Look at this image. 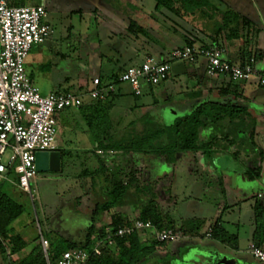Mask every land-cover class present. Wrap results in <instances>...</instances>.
I'll use <instances>...</instances> for the list:
<instances>
[{
    "label": "crops",
    "instance_id": "crops-1",
    "mask_svg": "<svg viewBox=\"0 0 264 264\" xmlns=\"http://www.w3.org/2000/svg\"><path fill=\"white\" fill-rule=\"evenodd\" d=\"M36 1L41 3V0ZM83 1L93 6L92 10H94V14L96 11L103 13V11L108 10L106 7L100 6L98 0ZM42 5L47 13L48 24V18L51 17L52 22L54 21L55 24H50L52 28L51 36L44 43L34 45L31 48L34 54L30 59H27L25 67L27 74H30L29 78L32 83H34V78H31L32 74L40 77V67L46 59L54 61L57 59L63 60L62 68L71 69L73 64H77L80 50H84V52L91 55L88 57L90 60L87 65H83L87 75L85 79L77 77V73H73L72 79L67 77V79L57 81V83L49 84L48 89L46 87L42 88L44 90L46 88L45 94L55 90L57 92L73 91L83 95V109H66L59 112L56 116L57 126L63 125L67 127L70 135L64 141H60L56 136V151L60 154V167L58 171L59 175L55 177L64 178L70 180V182L73 179L74 184H71V189L74 188L72 189L73 193L70 195L73 208L71 209L72 213L69 218L60 220L57 217L59 220L54 219V222H49V220H45L44 222L37 215L33 223L26 226L24 221L21 222L19 220L21 215L17 217L11 222L10 227L14 233H17L22 238L26 246L15 254H11L6 247L0 246V264H17L30 252L36 242L40 241V237H48L45 232L53 233V236L65 240L68 244H78L83 241L88 228L93 226L99 232L101 227L110 222L108 213L94 212V196L98 185L102 184L103 178L109 177V175L113 178H118L116 172L112 173L113 169L111 170V168L120 163L121 153L104 152L97 148L96 142L86 124V118L90 113L86 111L85 107H93L92 113L95 116L98 115V112L100 114L101 110H94L96 101L89 99L87 93L99 83L107 84L112 76L119 75L128 66L140 64L147 56L162 60L174 47L181 46L170 39H165L170 48L164 49L165 51L162 49L161 51L151 50L143 45L139 37L126 33L130 18H120L110 11L111 13L104 15L99 24H93L97 26V29L93 30L90 35L85 34L84 38H78L82 48L69 44L67 47H64L65 52H67L66 54L60 49L59 45L67 36L63 30L64 27H61V24L58 25V23L61 22L60 19L62 17H69V14H67L68 9L63 12L53 0L49 1L48 7H51L50 10L49 8L47 9L44 2ZM254 12V15L236 12L240 18H245L249 21V26L247 27L240 25V37L237 40L231 42H224L222 38H218L217 40L226 48L225 58L230 62H239L247 53H256L259 56L258 66L264 74V6L257 4ZM70 13H73V11ZM61 32H64V34ZM196 36L206 43L209 42L204 35ZM65 60H69L70 63L66 64ZM59 66L61 67V63H59ZM62 83H66L68 87L59 89ZM35 86L39 88L40 92L43 91L37 84ZM202 90H212L216 93V97L209 98L205 94H200ZM188 92L191 93V97H189ZM193 92L197 93L192 94ZM206 102L215 104L228 103L244 107L246 114L255 120L254 141L264 155V89L258 87L253 81L230 83L228 79L220 76L209 77L205 74L202 61L196 64L181 61L169 62L166 80L158 86L146 87L141 96L135 97L132 95L130 87L127 84L117 85L116 92L111 98V110L108 113L111 125L110 134L113 138L119 139L123 137L127 126L140 123L141 121L148 123L158 121L168 126L176 118L190 114L194 107ZM212 130L211 127L207 128L203 131V135L206 137ZM240 132H238L239 136H243L244 134H240ZM214 161L218 166L226 163L221 157H215ZM207 165L210 166L205 159L201 158L192 169L175 167L173 180L179 179L194 183L196 181L195 172L202 171ZM75 168L77 172H71ZM101 168L104 171H101L98 176L95 175ZM221 168L218 167L219 170L227 172L226 169ZM263 170L264 158L261 162L260 178L252 182L257 189L256 194L262 192L263 198L262 200L254 198V202L248 204L249 212L246 215V228L244 225H240L239 219L236 221V218H230V216L235 217L238 212L229 211L219 214L220 216L217 221H219L220 229L224 233H227L225 230L229 229L230 226L236 230V245L223 244L211 238L212 241L223 247L226 250L225 252H229V256L233 254L234 257L232 258L237 260V264H264L256 259V261H250L246 257L243 258V252H239L237 247L241 238L242 241L243 239L246 240L247 247L250 243H254L253 234L255 225L253 221V206L258 205L264 210ZM47 174L48 172L45 175ZM5 175L0 183V194L4 193L16 202V198L27 195V192L21 189L15 180H12L11 177L16 175L15 173L13 175H8V173ZM226 175L230 179V177H237L239 174L227 173ZM173 183L174 181H172V186ZM247 184L250 183L247 182ZM242 202L248 203L249 201ZM230 205L227 202L225 203V207H229ZM135 210L136 208L133 209L134 214H136ZM238 211V216L240 217L241 208H238ZM15 223H17V226L14 225ZM255 243L259 247L264 248V215L261 233ZM237 253L240 255H237Z\"/></svg>",
    "mask_w": 264,
    "mask_h": 264
},
{
    "label": "trees",
    "instance_id": "trees-1",
    "mask_svg": "<svg viewBox=\"0 0 264 264\" xmlns=\"http://www.w3.org/2000/svg\"><path fill=\"white\" fill-rule=\"evenodd\" d=\"M153 1L155 10H165L176 18L187 22L192 29L206 36L209 41L206 43L197 36L178 35V39H181L182 42L179 47L222 46L218 42V38H222L224 42L237 40L240 37V25L242 27L249 26L248 20L240 18L238 13L221 0ZM128 25L129 31H131L130 33L127 30L129 34L135 37H138V34L147 35V29L133 20H130ZM206 26L210 28L211 33H206ZM166 31L168 30L166 29ZM172 32L176 34L175 30ZM169 52L162 61L167 60ZM249 57H254L258 62L259 56L256 53H247L243 56V60ZM123 72L112 76L107 84L116 85L118 77ZM229 82L237 83L230 80ZM107 84L99 83L95 88ZM113 96L114 94L104 101H96L94 110H101L97 116L92 113L93 107H85L86 111L90 113L86 118V124L97 148L104 152L121 153L124 159L133 156L134 159L147 157L155 160V165L149 172H146L142 166H135L122 177L106 176L103 178L102 184L98 185L94 196V212L108 213L110 226L114 231L120 227L131 225L132 212L136 208L137 216L135 218L149 223L158 231L171 229L181 232L182 236L200 237L199 232L204 225L203 220L196 218L181 220L177 229L170 219L163 216L160 208L162 198L163 200L170 199L175 167L192 169L201 158L208 163H215V157H221L224 161L230 160L239 163V168L235 171L226 170L229 173L240 174L249 183L260 178L261 162L264 155L254 141L255 120L246 114L244 107L228 103L206 102L194 107L190 114L176 118L168 126L158 121L149 123L141 121L130 124L125 129L123 137L115 139L110 134L111 125L108 117ZM80 109H83V106ZM209 127L213 130L205 137L203 131ZM239 131L244 135L239 136ZM127 161L128 164L131 163V160ZM101 171L104 169L101 168L95 175L98 176ZM10 174H14L12 169L8 171V175ZM223 177L220 173L217 183L224 196ZM23 212L24 207L21 204L4 193L0 194V236L2 238L0 246L6 247L11 254L20 252L26 246L22 238L10 227L11 222ZM263 215V208L254 205L253 240L255 245H257L255 242L261 233ZM218 223L219 221H216L211 228L210 237L220 243L235 246L236 237L224 233ZM97 233L98 231L91 226L87 229L83 241L78 244H68L56 236L46 238L42 236L47 242L46 253H44L40 241H37L30 252L17 264H56L62 252L68 249L89 250L92 237ZM169 242L172 241L147 240L142 242L135 232H131L114 238L113 247L103 249L99 256H90L86 264H141L150 254Z\"/></svg>",
    "mask_w": 264,
    "mask_h": 264
},
{
    "label": "built area",
    "instance_id": "built-area-1",
    "mask_svg": "<svg viewBox=\"0 0 264 264\" xmlns=\"http://www.w3.org/2000/svg\"><path fill=\"white\" fill-rule=\"evenodd\" d=\"M35 0H0V183L10 169L17 175L19 187L29 196L30 181L36 170L37 152L56 151V114L66 109H79L83 95L73 91L49 92L42 95L26 72V58L34 45L44 43L52 34L47 13ZM224 46H182L172 49L167 60L148 56L136 66H131L118 77L117 84H107L89 90L93 101H104L116 92L117 85L127 84L134 96H141L149 86H158L168 75L169 62L189 64L203 62L209 77H223L237 83L254 81L264 89V74L254 57L239 62L225 58ZM135 232L145 240L175 241L180 238L176 230L154 229L149 223L134 218L130 226L113 230L110 222L92 237L91 248L68 249L56 264H86L90 256H99L103 249L114 246V238ZM211 231L206 233L210 237ZM2 238L0 236V243ZM46 253L47 242L40 237ZM250 254L264 263V248L250 243Z\"/></svg>",
    "mask_w": 264,
    "mask_h": 264
},
{
    "label": "rangeland",
    "instance_id": "rangeland-1",
    "mask_svg": "<svg viewBox=\"0 0 264 264\" xmlns=\"http://www.w3.org/2000/svg\"><path fill=\"white\" fill-rule=\"evenodd\" d=\"M49 1L50 0H41L40 3L35 0L32 3L42 4L44 2L47 9L49 8L50 10L51 7H48ZM53 1L59 6L60 9H62L63 12L68 9L67 14H69V17H62L60 19L61 22L58 23V25L61 24L60 26L64 27L63 30L67 36L59 45L60 49H62L66 54L67 52H65L64 47H67L69 44L71 46H79L82 48L78 38H84L85 34L90 35L93 30L97 29V26L93 24H99L104 18V15L111 13L110 11L114 12V14L118 15L120 18H130L137 24L144 26L147 29V35L143 36L137 33V36L140 38L143 45L151 50L161 51L162 49L165 51L164 49L170 48V45H167L165 39H170L177 45H182L181 39H178V35L183 37H193L196 35L202 36V34H199L197 30L192 29L191 26L187 24V22L176 18L165 10H155V3L153 0H98L99 5L103 6L104 8L106 7L108 10H106L107 12L103 11V13L101 11H96L95 14L93 12L94 10H92L93 6L89 3H85L83 0ZM221 1L226 3L233 11L247 15H254L255 6L257 4L264 6V0ZM72 11L73 13H70ZM48 21L49 25H53L54 21L52 22V17L48 18ZM198 24L203 25L200 22H198ZM166 29L168 31H166ZM127 30L129 31V25L127 26ZM172 30H175L176 34L172 32ZM205 30L206 33H211L209 27L206 26ZM128 31L126 32L127 34ZM64 32L61 33L64 34ZM129 32L131 33V31ZM33 54L34 52L30 50L26 61L27 59H30ZM78 55L79 58L77 60V64H71V69L62 68L63 60L57 59L54 61L46 59L40 67V77L32 74L31 78H34L33 84H37L41 89L44 87L48 89L49 84L57 83V81L67 79V77L72 79L73 73H77V77L85 79L87 75L86 69L83 68V65H87L88 61L90 60L88 57L91 55L84 52V50H80ZM65 62L66 64L70 63L69 60H65ZM59 63H61V67L59 66ZM66 83H62L59 86L61 87L59 89L68 87V85L66 86ZM46 88L45 90L42 89V95H45L44 91H47ZM52 92L57 91L52 90ZM197 92H193L192 94ZM188 94L189 97H191V93L188 92ZM200 94H205L209 98L216 97V93L212 90H202L200 91ZM240 134H242V132H240ZM69 135L70 131L67 127L63 125L57 126L56 136L58 139H60V141L68 139L67 137ZM120 158L121 161L117 166L115 165L116 167L114 166L115 169L111 168V170H114H112V173L116 172V176L119 177L125 175L132 167L142 166L146 172H149L155 165V160L153 158L142 157L140 159H134L133 156H128L126 159H124L122 156ZM127 160H131V163L128 164ZM225 162L226 163H224L222 166H218L216 163H213V165L210 162L208 163L210 166L207 165V167H205L202 171H196V181L194 183L179 179L173 180L174 183L173 186H171L170 199L163 200L162 198V201H160V208L162 210L163 216L167 219H170V221L175 224L177 229L180 226L181 220L190 218L201 219L204 221V225L199 232L200 237L182 236V233L179 232V239L181 240L177 239L167 243V249H169L167 251L177 250L180 249L182 244L191 243L194 245L198 244L199 247L206 246L219 248V253L228 255L230 258L234 257L233 254L229 256V252H225L226 250H224V248L219 246L216 242L212 241L211 237H207L206 233L214 226L218 217L220 216L219 214L227 213L229 211L239 213L238 208H241V216L239 217V214L237 213L235 217L230 216V218H236V221L239 219L240 225H244L246 228V215L249 212L248 204H252V202H254V198H257V200H262L263 196L262 192H258L256 194L257 189L254 187V184H247L242 175L239 174L237 177L235 176L236 178L233 176L229 179V177L226 175L229 172H223L219 170L218 167L235 171V169L239 168V163L232 162L230 160H225ZM71 172L76 173V168L74 170L72 169ZM220 173L224 176V196L222 195L221 189L217 183ZM262 173L264 174V170ZM45 174L46 173L36 172L34 177L31 179L30 189L33 191L32 196H29L27 193V195L16 198L17 202L24 207V212L20 216L19 220H21V222L24 221L26 226L32 224L35 216L37 215L44 222L45 220L54 222V219L59 220L58 218H60V220H64L71 216L73 203L71 201L70 195L73 193L72 189L74 188L73 187L71 189V184H74L73 179H71L70 182V180H66L64 178L55 177L59 175V172H48L47 175ZM11 178L17 182V175L12 176ZM255 195L256 197H254ZM242 201L249 202L244 203ZM226 202L228 205H231L229 207H225ZM135 213L136 214L133 212V217L131 216L132 219L137 215V210H135ZM14 225L17 226V223ZM225 231L227 232L226 234L228 236L236 235V230L231 228V226ZM45 233L49 237H54L53 233ZM140 239L142 242L147 241L143 238V236L140 237ZM240 240L242 241V238ZM241 241L237 247L239 252H243V258L246 257L250 261H256L249 252L246 240L243 239V241ZM237 255L240 254L237 253ZM189 258L186 260H190Z\"/></svg>",
    "mask_w": 264,
    "mask_h": 264
},
{
    "label": "flooded vegetation",
    "instance_id": "flooded-vegetation-1",
    "mask_svg": "<svg viewBox=\"0 0 264 264\" xmlns=\"http://www.w3.org/2000/svg\"><path fill=\"white\" fill-rule=\"evenodd\" d=\"M167 248V244L161 246L152 253L155 255L150 254L152 256L149 255L141 264H225L216 257L217 254H221L218 248L199 247L198 244L191 243H184L177 250L167 251L169 250ZM188 258L190 260H186Z\"/></svg>",
    "mask_w": 264,
    "mask_h": 264
},
{
    "label": "water",
    "instance_id": "water-1",
    "mask_svg": "<svg viewBox=\"0 0 264 264\" xmlns=\"http://www.w3.org/2000/svg\"><path fill=\"white\" fill-rule=\"evenodd\" d=\"M34 167L36 172H51L59 171L60 167V154L57 151L51 152H37L35 154ZM216 257L223 261L225 264H237V260L228 257L225 254H217Z\"/></svg>",
    "mask_w": 264,
    "mask_h": 264
}]
</instances>
